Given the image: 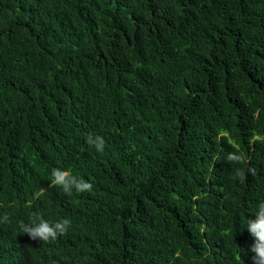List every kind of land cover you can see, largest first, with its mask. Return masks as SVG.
<instances>
[{
	"label": "trees",
	"instance_id": "1",
	"mask_svg": "<svg viewBox=\"0 0 264 264\" xmlns=\"http://www.w3.org/2000/svg\"><path fill=\"white\" fill-rule=\"evenodd\" d=\"M261 202L264 0H0V264H253Z\"/></svg>",
	"mask_w": 264,
	"mask_h": 264
},
{
	"label": "clouds",
	"instance_id": "2",
	"mask_svg": "<svg viewBox=\"0 0 264 264\" xmlns=\"http://www.w3.org/2000/svg\"><path fill=\"white\" fill-rule=\"evenodd\" d=\"M227 133L221 132L216 140L219 141L221 137L226 136ZM87 143L90 146H94L98 152H103L106 146V141L100 135L93 136L89 134L87 136ZM231 143V141H229ZM229 163L242 165L246 162V157L243 153L239 152V149L234 152H230L227 157ZM92 160L89 155L83 157V161ZM251 174H255L254 169L248 170ZM73 165L69 168H53L51 171V183L49 188H60L65 194H71L73 190L77 193H83L85 198L90 199L95 193L104 189L108 183L109 177L106 180H92L77 177L72 174ZM86 178V177H85ZM240 183L245 180V172L238 168L235 172V177ZM47 192V189L41 188L40 192L36 194V198ZM35 207V198L28 202L27 208ZM9 216L5 213L0 219V223H8ZM72 221L67 218L52 221L45 219L38 213H33L29 223H20V230L22 233L27 234L30 239L42 241L43 243L56 241L59 237L64 236L68 233ZM247 229L254 238V243L251 246V252L254 253L252 256L253 264H264V202L258 205L255 220H247ZM250 257V256H249ZM246 264H249L247 260Z\"/></svg>",
	"mask_w": 264,
	"mask_h": 264
}]
</instances>
